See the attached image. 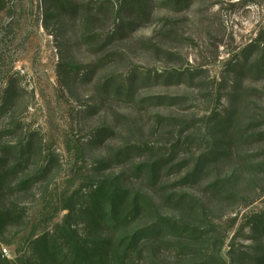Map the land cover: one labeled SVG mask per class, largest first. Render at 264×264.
<instances>
[{"label": "rangeland", "instance_id": "1", "mask_svg": "<svg viewBox=\"0 0 264 264\" xmlns=\"http://www.w3.org/2000/svg\"><path fill=\"white\" fill-rule=\"evenodd\" d=\"M91 1L0 0L4 264H49L30 242L108 178L149 207L103 264H264V0ZM158 216L206 236L145 230Z\"/></svg>", "mask_w": 264, "mask_h": 264}, {"label": "trees", "instance_id": "2", "mask_svg": "<svg viewBox=\"0 0 264 264\" xmlns=\"http://www.w3.org/2000/svg\"><path fill=\"white\" fill-rule=\"evenodd\" d=\"M46 4L49 0H45ZM46 8V18L62 19L71 0H50ZM91 1L88 11H96L98 15H114V11H121L122 7L133 3L137 8L142 6L143 0H121L114 3L111 0ZM96 6V7H94ZM128 7V6H126ZM48 9V10H47ZM95 9V10H94ZM98 19V18H97ZM256 44L262 45L259 39ZM73 199L77 201L68 207V214L64 225H57L53 231L38 236L30 243L34 251L42 255L49 264H103L104 255L110 253L114 259L129 257L138 247L137 236L119 241L121 232L132 227L140 213L149 207L146 198L131 196L128 190L122 189L115 179H101L86 189L75 192ZM81 221L73 222V219ZM85 227L82 233L79 225ZM160 229L166 231L170 239L197 242L205 238L206 232L188 223H181L175 219L158 216L153 224L145 230ZM108 231L113 236L101 235L99 232ZM0 248V262H8L3 257Z\"/></svg>", "mask_w": 264, "mask_h": 264}]
</instances>
